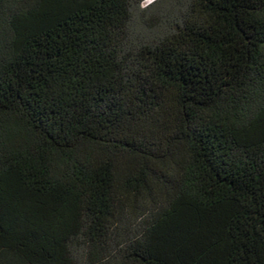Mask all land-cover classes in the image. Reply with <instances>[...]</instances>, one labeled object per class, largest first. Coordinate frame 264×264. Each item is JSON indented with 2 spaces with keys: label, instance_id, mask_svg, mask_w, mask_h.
Wrapping results in <instances>:
<instances>
[{
  "label": "trees",
  "instance_id": "16d2710c",
  "mask_svg": "<svg viewBox=\"0 0 264 264\" xmlns=\"http://www.w3.org/2000/svg\"><path fill=\"white\" fill-rule=\"evenodd\" d=\"M0 0V264H264V0Z\"/></svg>",
  "mask_w": 264,
  "mask_h": 264
},
{
  "label": "rangeland",
  "instance_id": "374dc122",
  "mask_svg": "<svg viewBox=\"0 0 264 264\" xmlns=\"http://www.w3.org/2000/svg\"><path fill=\"white\" fill-rule=\"evenodd\" d=\"M149 1V0H148ZM148 1H146L144 4L146 5V4H149L150 2H148Z\"/></svg>",
  "mask_w": 264,
  "mask_h": 264
},
{
  "label": "bare ground",
  "instance_id": "6f19581e",
  "mask_svg": "<svg viewBox=\"0 0 264 264\" xmlns=\"http://www.w3.org/2000/svg\"><path fill=\"white\" fill-rule=\"evenodd\" d=\"M153 0H149L148 2H152Z\"/></svg>",
  "mask_w": 264,
  "mask_h": 264
}]
</instances>
